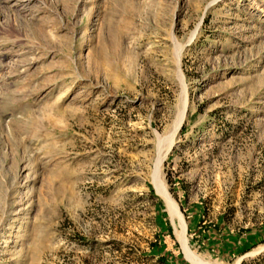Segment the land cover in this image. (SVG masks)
Masks as SVG:
<instances>
[{
  "label": "rangeland",
  "instance_id": "obj_1",
  "mask_svg": "<svg viewBox=\"0 0 264 264\" xmlns=\"http://www.w3.org/2000/svg\"><path fill=\"white\" fill-rule=\"evenodd\" d=\"M182 237L264 264V0H0V264H195Z\"/></svg>",
  "mask_w": 264,
  "mask_h": 264
},
{
  "label": "bare ground",
  "instance_id": "obj_2",
  "mask_svg": "<svg viewBox=\"0 0 264 264\" xmlns=\"http://www.w3.org/2000/svg\"><path fill=\"white\" fill-rule=\"evenodd\" d=\"M184 114H185V112L182 114L181 122L179 123V125H178L176 131H178V130L180 129V126H181V124H182V122H183ZM171 145H172V144H170L169 149H170ZM169 149H168V150H169ZM166 155H167V153H166ZM158 189H159L160 193L162 194V196L166 199V202H167L169 208L171 209L173 216H174V215H177V216H178V218H179V219L181 220V222H182L181 224H183L184 230H186V228H187V224H186V221H185V219H184L182 213L180 212L179 206H178V204L176 203V201L173 199V197H172L171 194L169 193L167 187L165 186V184H164L162 181H159V182H158ZM180 220H179V221H180ZM182 242H183V245H184L185 250H186V255H187V257H188L191 261H193L195 264H206V262L204 263V262H201V261L197 260V259L195 258V256H194L193 254L190 253V251H189V247H188V245H187V239H186L185 237H182ZM240 261H241V259L238 261L237 264H240Z\"/></svg>",
  "mask_w": 264,
  "mask_h": 264
},
{
  "label": "water",
  "instance_id": "obj_3",
  "mask_svg": "<svg viewBox=\"0 0 264 264\" xmlns=\"http://www.w3.org/2000/svg\"><path fill=\"white\" fill-rule=\"evenodd\" d=\"M243 257H244V255H243ZM243 259V258H242Z\"/></svg>",
  "mask_w": 264,
  "mask_h": 264
},
{
  "label": "trees",
  "instance_id": "obj_4",
  "mask_svg": "<svg viewBox=\"0 0 264 264\" xmlns=\"http://www.w3.org/2000/svg\"><path fill=\"white\" fill-rule=\"evenodd\" d=\"M165 261V260H164Z\"/></svg>",
  "mask_w": 264,
  "mask_h": 264
}]
</instances>
